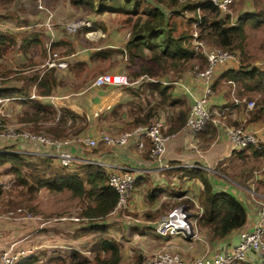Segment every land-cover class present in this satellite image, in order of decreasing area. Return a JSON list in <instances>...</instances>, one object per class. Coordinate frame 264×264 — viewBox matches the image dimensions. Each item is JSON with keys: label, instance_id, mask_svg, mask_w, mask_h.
I'll return each mask as SVG.
<instances>
[{"label": "crops", "instance_id": "crops-1", "mask_svg": "<svg viewBox=\"0 0 264 264\" xmlns=\"http://www.w3.org/2000/svg\"><path fill=\"white\" fill-rule=\"evenodd\" d=\"M56 6L57 3L55 6L51 5L53 11L51 10V15L48 19L49 25L44 23L47 13L44 10H39L35 2L33 3L35 13L30 11V13L23 14L25 17L20 15L19 19H17L27 22L28 17L31 20L26 24L15 21L17 25L16 31L6 30L0 22V31L17 34V31L28 26L29 28L26 31L30 32L29 38L33 37V35L37 34L40 36L44 33L49 38L45 42L46 46L50 45L53 49L65 46L53 51L52 56L37 62H34L35 58L29 51L24 54L21 52L10 53L4 58L5 60L2 59L5 54L1 55L0 61L2 65L7 64V67H11L16 62L24 61L27 64V68L20 72L23 74L22 77H12V73H9L4 80H1L0 88H22L26 84L27 76L32 73L31 71L37 72L40 78L49 67L54 68L56 78V85L48 94L40 93L37 87V78L32 81L29 79L27 93L15 92V95L7 96L12 97L11 100L2 102L0 108L4 113V118L8 117L10 122L13 123L15 113L26 107V98L38 99L48 113H57L55 110L69 111L73 115V121L68 123L65 116H63L64 118H62L58 126V128L62 129L66 127L70 133V136L67 137L72 138L69 147L73 152L74 158L71 164L65 167L70 170H80L83 165L97 163L103 166L106 171L110 168L126 167L135 176V186L126 211L128 213H122L119 209L114 210L111 208L104 216L93 219L75 215L77 218L70 217L75 220L73 221L74 230L68 231L70 232L68 234H63L60 231L54 237L51 236L52 234L49 231H46L48 236L44 234L39 242L33 236V228H30V225L32 227L35 226V222L38 219H20L26 224L23 232L25 235H22L23 238H18L15 235L18 231L14 227L19 224L11 221L8 223L9 229L0 232V237H11L2 248L13 244L14 248L24 251L23 256H27L29 253H38L39 256H42V253L38 252L40 251L38 247L41 245L50 248L48 253L51 254L69 251L67 249H77L80 252L84 251L83 253L87 250L91 253L89 248L96 238L105 236L114 239L118 244L119 264H125L136 258L141 259L162 248L179 251L186 257L199 255L206 250L215 252L231 250L238 241L242 225L250 228L257 220L258 209L256 208V203L253 204V208L250 210L244 224L218 238H212L210 232L201 225L198 231L192 235L179 233L162 236L155 232L153 220L160 217L172 206L178 204L186 205L185 202L187 201H184L185 199L190 200L188 205L191 207V196H196L198 199L203 184L197 173L192 172V169L194 170L195 168L205 170V175L211 182L213 190H229L245 206H247L252 194L264 200V147L257 152H254V147L246 150H233L226 131L227 125H243L255 131L261 141L264 142V110L260 118L250 120L251 111L249 114H245L243 106L237 104L234 105L232 110L226 112L224 116L226 124L209 122L201 132L195 135H192L184 125L176 130L165 132L172 133V135L166 140L162 162L150 157L147 153V146L139 148L134 136L129 138L124 145L97 143L96 146L91 147L83 141L84 138H98L103 133L118 135L120 132L134 126L132 109H136L138 106L143 109L147 107L144 95L147 93L149 96V81L157 80L164 85H170L173 96L184 98L189 106L193 99L191 93L194 96L202 93L204 82L202 77L196 74L195 67L199 65H195L193 60L197 58H193L189 61L187 67L178 74H173L170 69L165 72V75L162 74L157 78L149 75H139L129 84L122 86L93 84L94 77L100 72L107 70L113 72L123 71L122 69L109 68L111 66L110 59L115 61L117 57L123 58L121 65L126 66V62H129L127 53L121 51L129 33V28L122 21L123 15L115 11L91 12L93 15L86 13L85 18L91 21L92 27H80L79 30H82L87 39L92 40V44L89 47L81 48L76 42V38L68 34L69 28L67 27L70 21L79 16L73 15L69 10V14L66 17L68 22L65 25L66 30H64L61 15L55 10ZM223 12L226 13V11ZM9 15L18 18L14 12H11L8 14L7 19H9ZM60 25L63 28H60ZM243 27L245 29V24ZM90 29H95V34L89 37L86 32ZM35 41L32 40L28 50L32 49L31 45L35 44ZM69 46L70 50L68 51ZM87 50L89 51L87 52ZM104 50L113 51L110 54L99 53ZM116 50L119 52L117 53ZM49 58L65 59L67 65L64 67L49 65ZM79 62L83 66H79L81 69H78L75 73L71 70V64ZM33 63L35 65H32ZM203 65L204 61L200 67ZM240 66L244 65L235 58L217 65L213 73L212 82L226 68H238ZM257 67L264 69V66ZM89 68H94L92 76L88 77V75L81 74L83 69ZM17 74L18 76L20 75L19 73ZM231 85L232 82L229 79L225 80V78H222L212 88L213 92L210 95V102L215 106H219L230 101ZM131 91L135 92L132 93ZM31 94L34 95L30 96ZM177 109L178 107L174 105L171 109L160 110L155 116H162L165 119L166 128L169 124V117L171 114L174 116ZM13 124L19 125L17 123ZM65 131L66 129L63 134H66ZM11 144H13V150L22 149L21 151H24V158L34 159L49 155L52 156L54 163H60L50 149H44L25 142L18 143L14 139L0 135V148ZM241 162L245 164L242 165ZM234 163L235 171L232 169L227 170L228 166ZM4 175L13 176L12 173H4ZM29 202L34 205L37 213L41 214V209H38L32 200H29ZM0 216H3V214ZM81 218L85 219V221H80ZM59 219H63V217L61 216ZM60 223H62L61 229L68 228L64 224L66 222H57L55 223L56 227ZM45 224L42 223L37 227L46 230L44 228ZM64 238H68V243L64 241ZM75 240L78 241L75 242ZM85 245H89V248L85 249L83 247ZM48 248L45 249L47 250ZM109 253L110 250L104 251L105 255ZM235 264H264V253L256 256L254 252H250L245 261L236 262Z\"/></svg>", "mask_w": 264, "mask_h": 264}, {"label": "trees", "instance_id": "trees-1", "mask_svg": "<svg viewBox=\"0 0 264 264\" xmlns=\"http://www.w3.org/2000/svg\"><path fill=\"white\" fill-rule=\"evenodd\" d=\"M154 2L153 5L145 4L144 8L140 9V0H69L71 6L87 9L94 13H103L105 11L122 13V21L129 28L128 37L123 44L122 52L127 53L130 65L138 63L129 72L128 77L131 81L139 75H149L157 78L170 69L173 74H178L187 67L190 60L198 57V52L190 45L189 38H191V33L187 31L175 33V24L173 21L169 22V15L180 14L184 9L194 11V16L191 19L193 21L200 19L201 31H206L209 38L218 45L233 46L236 40H240V45H242V41L246 36L243 24H231L229 22V14L223 12L212 1L198 0L197 2L184 1L178 3V0H156ZM161 3H166L169 6V13L162 8ZM198 7L207 12L198 15L196 12ZM22 34V46L27 49L37 34L32 39L29 38L30 32L25 30ZM15 35L7 31H0V57L3 50H9L10 46L14 44L16 46ZM36 41H38L37 38ZM67 50H70V46ZM112 51L104 50L99 53L110 54ZM138 58H146V60L140 63L137 62ZM150 60H153L158 65L160 68L159 73L153 70L149 63ZM79 66L82 67L83 64L81 62L73 63L71 64V70L76 73L78 69H81ZM1 73L4 74L5 72ZM35 78L38 79L37 87L40 93L48 94L56 85L54 68L49 67L40 78L37 72L27 76L26 84L22 88H0V97L15 95V92L27 93L28 80L32 81ZM222 78L239 82L247 92H251L253 89L261 90L264 87V69H260L255 65L226 68L212 82V88ZM148 83L149 96L147 93L144 95L148 102L147 107L143 109L138 106L136 109H132L134 125L139 122L148 123L152 121L160 110L171 109L174 105L178 109L175 111L174 116L171 114L169 117V124L164 128V132L176 130L184 125L190 107L187 101L184 98L174 97L170 85H164L157 80L149 81ZM130 89L132 90V88ZM155 96H157L156 99L151 102V98ZM26 99H24L26 100L25 105H32V115L22 116V118H38V112L41 109L45 110L44 105L38 99ZM225 103L221 105H225ZM255 108V111L251 112L250 120H257L262 116L264 100H257ZM66 113L70 112L66 110ZM70 115L73 116L71 113ZM62 118L64 117H61L59 122L62 121ZM52 130H54L55 135L60 136L63 135L65 129L55 126L52 127ZM250 147L254 146H248L240 150H246ZM10 148H13V144L0 148V166L2 167L0 174L1 171L3 173H12L15 177L13 186L19 185L22 189H18L17 193L9 190L10 192H6L7 195H34L42 187L52 191L66 189L74 196H88V199H85L81 214L91 219L104 216L115 205L117 193L109 185L108 174L103 169V166L86 164L81 166L80 170H70L60 163H54L52 156L46 155L27 159L24 158L23 154L14 150L11 151ZM253 150L257 152L262 149L254 147ZM192 172L197 173L203 184L202 190L198 195L199 204L202 206V212L199 217L200 225L210 232L212 238L222 237L234 228L241 226L246 217V206L244 203L229 190H213L204 169L195 168L194 170L192 169ZM2 193L3 191L0 189V195ZM22 199L11 201V206L20 204ZM184 201H187L185 204L189 206L188 202L190 200L185 199ZM29 208L34 209L35 207L30 204ZM118 249V244L114 239L98 236L89 248L94 259L92 264H119L120 255ZM105 250H110V253L105 255ZM52 255L50 259L60 260L63 264H88L89 262L86 256L83 257L80 250L77 249ZM42 258L38 253H33L19 257L14 264H39ZM139 259L136 258V260Z\"/></svg>", "mask_w": 264, "mask_h": 264}, {"label": "built area", "instance_id": "built-area-1", "mask_svg": "<svg viewBox=\"0 0 264 264\" xmlns=\"http://www.w3.org/2000/svg\"><path fill=\"white\" fill-rule=\"evenodd\" d=\"M216 4L222 11H225L229 4L235 0H209ZM36 7L39 10H44L47 13L45 24L49 25V18L51 9L45 4V0H36ZM199 8V7H198ZM198 8L197 14L200 15ZM196 27L192 31V45L195 51L200 52L204 56V65L202 67L196 66V74L201 76L204 82L202 93L192 95V102L186 115L184 127L195 135L201 132L209 122L226 124L224 116L226 112L232 110L234 105L240 104L243 106L245 114H249L250 109L253 108L255 101L247 99L244 96L237 95L235 90L236 81L229 79L231 85V100L225 105L215 106L210 102V95L212 89V77L215 67L219 64L225 63L227 60L236 59L235 54L220 46H210L206 44L200 37V19L195 21ZM69 29L75 30L80 27H92V23L88 18H78L72 20L67 26ZM95 29H90L86 34L94 35ZM59 59V60H58ZM49 65L64 67L67 61L62 58H49ZM131 80L124 72L103 71L97 74L93 79L95 85H125L129 84ZM1 83V76H0ZM34 94H31L32 96ZM15 97V96H14ZM12 97H0V106L2 102L11 100ZM59 116L56 117L58 119ZM70 121V117L68 118ZM15 124H6L4 122V113L0 108V135L7 136L10 139L16 140L18 143H30L44 149H50L52 153L58 158L60 164L69 166L74 158L73 152L69 147L72 138H53L45 136L44 134H34L26 130H18ZM165 119L162 116H155L152 121L148 123H137L130 129L120 132L118 135H110L103 133L98 138L86 137L83 139L89 146H96L97 143H106L113 145H124L129 138L136 137L137 146L144 148L147 146L149 155L152 158L162 162V156L165 151L166 140L172 133H165ZM226 131L231 141L232 149H242L248 146L263 148L264 142L257 136L256 132L246 128L243 125H227ZM14 150L24 155V151ZM25 150V149H23ZM98 164V163H97ZM104 168V167H103ZM107 179L116 193L117 199L112 209L121 210L125 213L129 206V201L135 184V176L126 167L110 168L107 171ZM191 207L184 204L172 206L166 210L160 217L153 220V228L155 232L162 236L167 235H192L195 234L199 227V217L202 212V206L199 204L196 196H191ZM256 203L257 220L250 228L242 225L239 231L237 243L229 251H211L206 250L203 253L186 257L179 251L162 248L155 251L151 255L145 256L139 260H131L125 264H235L236 262L245 261L250 252H254L256 256L264 253V200L252 194L246 206V217L243 224L248 217L253 204ZM16 217L35 218L40 219L39 214H34L29 211L22 210L17 207ZM23 211V213H21ZM128 213V212H126ZM73 218L77 216L72 215ZM24 251L16 249L13 244L0 249V264H14L15 261L23 256Z\"/></svg>", "mask_w": 264, "mask_h": 264}, {"label": "rangeland", "instance_id": "rangeland-1", "mask_svg": "<svg viewBox=\"0 0 264 264\" xmlns=\"http://www.w3.org/2000/svg\"><path fill=\"white\" fill-rule=\"evenodd\" d=\"M154 1L156 0H150V1L140 0L141 2L140 9L144 8L145 4L153 5L155 3ZM184 1L197 2L198 0H178V3H182ZM34 2H36V0H0V18L5 19V20L1 19L0 22L3 24L5 29L13 30V32L16 31L15 28L17 27V25L15 24V21L25 23V24L28 23L31 20L28 17H27V22H23L17 19H19L20 15L25 17V15L23 14L30 13V11L31 13H35L36 11H35V8L33 7ZM56 3H57V6L55 10L61 15V19L63 20L64 30H66L65 25L68 22L66 17L69 14V10L70 12L73 13V15H78L79 16L78 18L80 19L84 18L86 16V13L93 15L91 13L92 11H88L87 9L78 8L75 6H71V4L69 3V0H45L46 6L50 8L52 11L53 9L51 5L55 6ZM161 4L163 6L162 8L167 13H169L170 11L169 6L166 3H161ZM198 11L200 14L203 12H207L206 10L201 9V7L198 8ZM225 11L226 13L229 14V22L231 24L241 23L243 24V26L245 24L246 36L242 41V45H240L241 43L240 40L238 41L236 40L233 46H229V47L218 45L209 38V35L206 31H203V30L201 31V28H200V37L204 40L206 44H209L210 46H220V47H223L224 49L231 51L233 54H235L236 59H238V61L244 66L245 65L264 66V0H235L231 4L228 5ZM11 12H14L18 16V18L17 17L15 18L14 16L11 17L9 15V19H7L8 14ZM258 14H261V15H258ZM192 16H194V11L184 9L180 14L169 15V22L171 23L173 21V23L175 24L176 26L174 29L175 33L180 32V31H187L191 33V38L189 39H190V45L193 47L192 31L194 30L196 25H195V22L191 19ZM78 18H75V19H78ZM260 18L262 19L259 21ZM59 27L63 28L62 25H60ZM27 28L29 27L25 26L20 31H17V34L15 35L16 46L14 44L13 46H10L9 50L2 51V55L3 53L5 54V56L2 57L3 60H5L4 58L7 57L10 53L21 52L22 54H24L27 51H29L30 53L33 54V57L35 58L34 62H37L39 60L42 61L44 58L52 56L53 51H57L58 49L65 47V46H60L56 49H53L52 46L50 45L46 46L45 42L46 40L48 41L49 38L46 36V34L42 33L40 36L36 35L35 38H34V35L33 37H31V39L34 38V40H36L37 38L38 40V41H35V44L31 45V48H32L31 50H28L29 48L24 49L22 46V39H23L22 33ZM79 29L80 28H76L75 30L68 29L69 30L68 34L76 38L77 40L76 42H78L79 47L84 48V47L91 46L92 40L87 39L84 33L82 32V30H79ZM88 51L89 50H87V52ZM116 51L117 53L119 52L118 50ZM197 54H198L197 59L193 61L195 62V65H199L200 67L202 65V62L204 61V56L200 52H198ZM116 59L117 60L115 61H111L110 59L111 66H109V68L116 69V70L122 69L123 70L122 72H125L127 76H129V72H131L132 69L135 68L136 66L135 64H138V63H135L133 65H130L129 62L127 61L126 62L127 66L121 65L123 63L122 62L123 58L117 57ZM145 60L146 58H138L137 62L141 63ZM149 63L151 64V67L156 73L160 72V68L153 60H150ZM26 65L27 64L24 61L16 62L11 67H7V64L1 65L0 66L1 80H4L5 76H8L9 73H12V77L14 76L22 77L23 74H21L20 72L24 70L25 68H27ZM32 65H35V63H33ZM93 70L94 68L83 69L81 74L85 76L88 75V77H90L93 75ZM3 71L5 72L4 74L1 73ZM107 71H111V70H107ZM16 72L19 73L20 75L18 76ZM31 72L32 73H30V75L35 73V71L34 72L31 71ZM162 74L165 75V72H163ZM235 90H236L237 95L244 96L247 99H253L255 101L253 108L250 109L251 112L255 111L254 109H256L255 107H256L257 100H261V101L264 100V87L261 90L253 89L251 92H247L243 89L241 84H239V82L236 81ZM156 97L157 96L151 98V102H153L154 99H156ZM31 107L32 105L30 106L26 105V107H23V109L21 108L24 111L21 110L15 113V115L13 116V121H14L13 123L19 124L15 128H17L18 130H26L34 134H44L45 136L53 137V138H63V137L70 136V133L66 127H65L66 134H63L60 136L55 135L54 130H52V127L56 126L58 128L59 120L63 116H65L68 123H71L73 121V116H71L69 113H66V111H62V110L61 111L55 110V112L57 113H48L45 110L41 109L40 112H38L39 114L38 118H34V117L22 118V116L32 115ZM57 116H59L58 119H56ZM69 117H70V121H68ZM4 122L6 124H13L10 122L8 117L4 118ZM10 150L13 151V148H10ZM241 163L242 165L245 164L243 162ZM229 169H232L233 171H235V163L232 165H229L227 170ZM0 170H2L1 166H0ZM14 181H15L14 176L9 177L8 175H4V173L1 171L0 189L3 191V193L0 195V215L3 214V216L8 217V218L0 216V232H2V230H5V231L8 230L9 229L8 223L13 221L14 223L19 224L14 227L17 229L16 231H18L15 233V235L18 236V238L19 237L23 238L22 235H25V233L23 232L25 231L26 224L24 221L16 217V214H18V212L16 211V208L21 207L22 210H24L25 212L29 211L34 214H39L37 213V210H35V208L34 209L29 208L30 207L29 200H32V202L35 203L38 209H41V214H39L41 218L35 222L36 223L35 226L32 227L30 225V228H33L32 230H34L33 236L36 238L37 242L41 240L44 234L48 236L46 231H49L50 234H52L51 235L52 237H54L55 234L58 235L60 231L63 234L70 233L71 230L75 229V225L73 224V221L75 220H72V218L70 217H72V215L84 217L81 214V212L85 204V199H88V196L86 197L73 196L69 190H62L60 192V191L48 190L45 187L39 188L34 195H26V194H22L20 196H16L12 194L7 195L6 192L9 190L13 191L14 193H17L19 191L18 189H22V187L19 185L13 186ZM17 199H22L21 203L15 206H11L10 202L17 200ZM21 213H23V211ZM61 216L63 217V219H59V217ZM80 221H85V219L81 218ZM57 222H66L64 224L67 225L68 228L61 229L62 223L57 224V227H56L55 223ZM42 223L44 224L46 223L44 225V228H46V230H42L41 228L37 227L41 225ZM9 239H11V237H4V236L0 237V249L4 246V244ZM64 241L68 243V238H64ZM77 241L75 240V242ZM85 246H83L85 249L89 248V245L86 247ZM38 248H40L39 249L40 251L38 252H41L42 257H43L41 262H39V264H63L61 263L60 260L50 259V257L53 256L51 253H48L50 248L45 247L44 245H41ZM45 248H48V249L46 250ZM67 250H70V249H67ZM83 252L84 251H82L81 254L83 257L86 256V258L89 260L88 264H92V261L94 260L92 258L93 257L92 254L89 253L87 250L85 253ZM30 254L32 253H29L28 255Z\"/></svg>", "mask_w": 264, "mask_h": 264}]
</instances>
